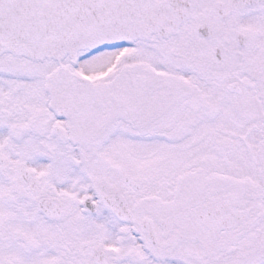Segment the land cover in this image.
<instances>
[{
    "label": "snow or ice",
    "instance_id": "obj_1",
    "mask_svg": "<svg viewBox=\"0 0 264 264\" xmlns=\"http://www.w3.org/2000/svg\"><path fill=\"white\" fill-rule=\"evenodd\" d=\"M0 264H264V0H0Z\"/></svg>",
    "mask_w": 264,
    "mask_h": 264
}]
</instances>
